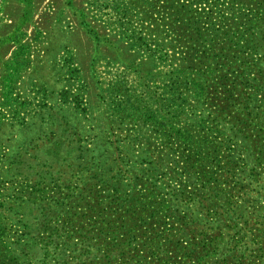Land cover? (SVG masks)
Masks as SVG:
<instances>
[{"label":"rangeland","instance_id":"rangeland-1","mask_svg":"<svg viewBox=\"0 0 264 264\" xmlns=\"http://www.w3.org/2000/svg\"><path fill=\"white\" fill-rule=\"evenodd\" d=\"M52 3L93 38L53 35L61 97L0 107V264H264V0Z\"/></svg>","mask_w":264,"mask_h":264},{"label":"crops","instance_id":"crops-1","mask_svg":"<svg viewBox=\"0 0 264 264\" xmlns=\"http://www.w3.org/2000/svg\"><path fill=\"white\" fill-rule=\"evenodd\" d=\"M55 1L45 0L39 13L32 18L22 15L20 19L10 11H6L9 10L8 7L5 8L6 10L2 9L0 2V107L8 97H20V99L22 97L20 105L36 106L35 102H37L39 107H44L47 99L61 97L62 52L59 50L57 56H51L55 49L53 35L74 34L83 30L93 38L91 31L89 32L87 27L76 18L59 19L62 14L52 3ZM43 16H48L50 23ZM42 74L50 75L51 79H47ZM20 84L24 86L23 90L18 87ZM121 93L122 91L117 97L121 104H129L124 110L129 114V118L155 121L156 111L153 107H149L147 102L136 101L134 94L125 95L126 97L123 98ZM144 102L145 105H142Z\"/></svg>","mask_w":264,"mask_h":264}]
</instances>
